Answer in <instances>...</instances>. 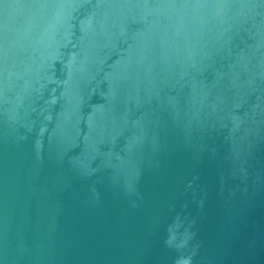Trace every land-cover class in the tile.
<instances>
[{"label": "water", "instance_id": "1", "mask_svg": "<svg viewBox=\"0 0 264 264\" xmlns=\"http://www.w3.org/2000/svg\"><path fill=\"white\" fill-rule=\"evenodd\" d=\"M0 264H264V0H0Z\"/></svg>", "mask_w": 264, "mask_h": 264}]
</instances>
